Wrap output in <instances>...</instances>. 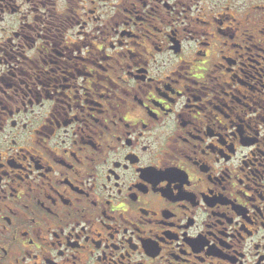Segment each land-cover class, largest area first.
<instances>
[{"label": "flooded vegetation", "instance_id": "af4514ba", "mask_svg": "<svg viewBox=\"0 0 264 264\" xmlns=\"http://www.w3.org/2000/svg\"><path fill=\"white\" fill-rule=\"evenodd\" d=\"M0 264H264V0H0Z\"/></svg>", "mask_w": 264, "mask_h": 264}]
</instances>
